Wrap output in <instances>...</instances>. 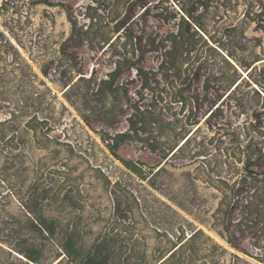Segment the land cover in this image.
Returning a JSON list of instances; mask_svg holds the SVG:
<instances>
[{"label":"rangeland","instance_id":"1","mask_svg":"<svg viewBox=\"0 0 264 264\" xmlns=\"http://www.w3.org/2000/svg\"><path fill=\"white\" fill-rule=\"evenodd\" d=\"M43 1L0 0V31L10 41V47L6 46L0 37V131L6 133L0 135V264H80L81 256L104 237L112 247L111 264H159L180 241L181 233L188 236L196 228L226 252L199 235L194 258L187 247L163 264H264L252 256L257 250L246 238L241 243L244 252L216 232L222 197L217 178L227 175L229 161H235L242 146L263 141L262 97L248 92L243 107H224L167 164L137 139L121 143L115 154L105 138L127 128L130 108L119 112L113 126L95 119L89 125L82 117L85 111L78 93L64 95L60 71L67 62L57 66L61 44L71 35L68 13L78 25L87 27L96 22V7L101 4L93 0ZM249 1L153 0L152 13L168 16L169 23L158 22L154 16H146L144 23L148 31L159 25L166 33L176 28L179 15L187 20L192 15L197 19L195 28L201 22L199 33L213 37L210 43L217 48L207 51L199 43L200 60L213 57L220 62L221 55L243 40L241 32L232 31L230 25L243 17ZM176 11L177 20L173 17ZM240 23L251 45L261 43L255 50L264 57V33L255 30L252 21ZM123 42L124 37L119 45ZM70 45L81 73L89 75L96 67L98 76L105 77L112 66V49L103 54L85 42ZM17 55L28 65L15 59ZM143 66H157L154 54L146 55ZM133 77L134 71H129L120 82ZM178 87L173 77L160 73L147 87L134 79L128 97L121 101L126 106L139 100L149 103L161 95L165 103ZM180 108V104L173 105L164 111V117L173 120L172 113ZM11 111L18 113L13 128L1 122ZM187 111L188 107L183 115ZM181 116L175 121L177 128L183 123ZM121 158L137 162L141 172L130 170ZM161 163L163 168L154 175ZM44 218L58 227L54 235L43 231L40 221ZM67 235L81 248L77 260L63 254L61 243ZM33 248L41 251L39 263L27 258Z\"/></svg>","mask_w":264,"mask_h":264},{"label":"trees","instance_id":"2","mask_svg":"<svg viewBox=\"0 0 264 264\" xmlns=\"http://www.w3.org/2000/svg\"><path fill=\"white\" fill-rule=\"evenodd\" d=\"M93 1L101 5L96 7L97 17L95 14L90 15L92 19H97L90 26L78 25L72 14L68 13L72 25L71 35L61 44V56L57 66L61 68L62 62H67V66L60 71L61 81L65 85L64 95L68 97L71 92L78 93L79 103L85 111L82 117L89 125L91 120L95 119L113 126L117 122L119 112L124 111L125 107L130 108L131 112L126 117L127 128L105 138L107 146L115 154L121 143L137 139L144 142L146 148L157 153L167 164L170 159L181 155L192 136L224 107H243L246 93L260 95L264 107V57H260V52L255 50L257 44L262 45H251L250 38L245 35L240 23L244 19L252 21L255 23V30L264 33V0L249 1L243 17L231 23V30L241 32L243 40L238 41L239 45L235 49L225 52V56L221 55L220 62L213 57L200 60L199 43L206 47L207 51L216 52L217 48L210 43L213 37L199 33L201 22L196 25L198 29L195 28L194 20L197 19L192 15H188V20L179 15L180 21L176 28L162 33L159 25L155 30L148 31L147 24L144 23L146 16H154L158 22L169 23L168 16H163L161 12L152 13L155 8L153 0ZM42 2L44 1L31 0L32 4ZM91 8L89 5L88 9ZM176 14L178 15L177 11L173 13V17L177 20ZM136 28L139 30L137 33ZM0 37L2 43L10 47V41L2 31ZM123 37L125 42L119 45ZM80 42L90 44L103 54L108 49L113 50L115 57H112V66L105 77L98 76L96 67H93L89 75L81 73L75 64V53L69 49L70 44ZM147 54H154L157 63L155 68L143 66ZM15 59H19L22 65H28L20 55ZM129 71H134L135 77L120 82L123 75ZM159 73L173 77L179 83L170 101L162 103L163 97L159 95L149 103L141 100L128 103L127 106L122 103V98L128 97V86L134 79L141 81L142 87H147L149 81ZM175 104L181 105L179 111L172 113V117H176L173 120L166 119L164 111H168L167 109ZM186 107L188 111L183 115ZM177 115H182L183 118V123L178 128L175 121H179L180 117ZM17 118L18 113L11 111L10 116L1 122L10 123V128H13ZM150 124L153 125V130L149 128ZM0 135L6 136V133L0 131ZM14 135L13 133L12 136ZM121 161L133 172H141L137 162L124 158H121ZM161 165L162 163L157 166L158 170L154 175L163 168ZM227 166V175H219L217 178L221 185L218 189L222 197L218 209L221 213L218 217L220 227L216 232L232 247L243 251L241 243L246 238L257 250L252 256L264 263V139L242 146L239 156L235 157L234 162L229 161ZM40 225L50 236L58 230L54 221L46 218L41 219ZM199 235L211 240L213 248L226 252L222 245L202 229L196 228L188 236L181 233L178 238L180 241L160 259L162 261L159 264L183 253L187 247L190 249L189 256L194 258L198 254L194 243ZM111 248L104 237L98 239L81 256V248L76 246L72 235L65 236L61 243L63 254L72 258V261L81 256L80 264H111ZM40 252V249L33 248L32 254L27 255V258L32 263H39ZM114 264L120 262L115 261Z\"/></svg>","mask_w":264,"mask_h":264}]
</instances>
